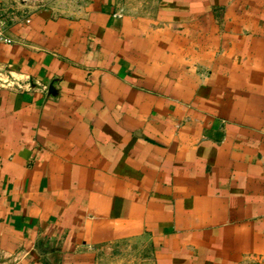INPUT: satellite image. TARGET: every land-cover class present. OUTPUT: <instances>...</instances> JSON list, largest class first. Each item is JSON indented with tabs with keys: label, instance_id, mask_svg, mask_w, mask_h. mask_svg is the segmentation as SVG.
<instances>
[{
	"label": "crops",
	"instance_id": "1",
	"mask_svg": "<svg viewBox=\"0 0 264 264\" xmlns=\"http://www.w3.org/2000/svg\"><path fill=\"white\" fill-rule=\"evenodd\" d=\"M23 1L0 264H264V0Z\"/></svg>",
	"mask_w": 264,
	"mask_h": 264
},
{
	"label": "rangeland",
	"instance_id": "2",
	"mask_svg": "<svg viewBox=\"0 0 264 264\" xmlns=\"http://www.w3.org/2000/svg\"><path fill=\"white\" fill-rule=\"evenodd\" d=\"M154 2L155 0H119L118 4V15L119 16H124L126 14H128V10H138V9H142L145 13L143 15L145 16H150L151 23L148 22L147 26L149 27V30L146 29L147 31H154ZM139 5H142L141 8H139ZM137 12V11H136ZM135 12V14H137ZM134 13H132L133 15ZM145 19V17H144ZM153 22V23H152ZM120 262H112L111 264H121V259H119Z\"/></svg>",
	"mask_w": 264,
	"mask_h": 264
},
{
	"label": "built area",
	"instance_id": "3",
	"mask_svg": "<svg viewBox=\"0 0 264 264\" xmlns=\"http://www.w3.org/2000/svg\"><path fill=\"white\" fill-rule=\"evenodd\" d=\"M37 1L41 2V0H24L23 3L25 6H27L26 8L29 9L30 8L29 6L32 4H36ZM18 17L19 16L18 15L16 16L14 12L10 13L7 10H5V8L0 3V41L1 42H5L7 44L13 43V41L7 37L6 31L10 24L16 22V19ZM22 18L26 21V23H31V20L28 16H23ZM0 83L9 84L4 82L1 78H0Z\"/></svg>",
	"mask_w": 264,
	"mask_h": 264
}]
</instances>
